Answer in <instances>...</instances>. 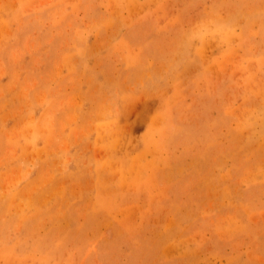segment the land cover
I'll return each instance as SVG.
<instances>
[{"label":"rangeland","instance_id":"374dc122","mask_svg":"<svg viewBox=\"0 0 264 264\" xmlns=\"http://www.w3.org/2000/svg\"><path fill=\"white\" fill-rule=\"evenodd\" d=\"M0 264H264V0H0Z\"/></svg>","mask_w":264,"mask_h":264}]
</instances>
